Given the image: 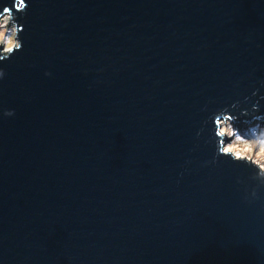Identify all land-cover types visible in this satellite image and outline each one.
<instances>
[{
  "label": "water",
  "instance_id": "water-1",
  "mask_svg": "<svg viewBox=\"0 0 264 264\" xmlns=\"http://www.w3.org/2000/svg\"><path fill=\"white\" fill-rule=\"evenodd\" d=\"M17 18L0 264H264V184L210 140L221 108L264 117V0H27Z\"/></svg>",
  "mask_w": 264,
  "mask_h": 264
},
{
  "label": "clouds",
  "instance_id": "clouds-1",
  "mask_svg": "<svg viewBox=\"0 0 264 264\" xmlns=\"http://www.w3.org/2000/svg\"><path fill=\"white\" fill-rule=\"evenodd\" d=\"M26 12L27 0H11V4L4 3L0 8V62L10 59L22 50L20 33L23 31V25L19 22L17 13L22 16ZM4 75L5 71L0 67V79ZM45 75L51 73L45 72ZM252 94L255 95V91ZM238 103L235 102L229 107L235 108ZM257 107L256 103L251 105L253 111ZM0 113L3 116H12L14 110L0 108ZM210 119V140L215 146L214 157H228L234 162L248 165L254 169L252 178L264 184V124L250 122L246 128L241 129L237 126L238 117L227 108L219 109ZM253 120L257 118L253 117ZM251 195L255 197V189Z\"/></svg>",
  "mask_w": 264,
  "mask_h": 264
},
{
  "label": "rangeland",
  "instance_id": "rangeland-1",
  "mask_svg": "<svg viewBox=\"0 0 264 264\" xmlns=\"http://www.w3.org/2000/svg\"><path fill=\"white\" fill-rule=\"evenodd\" d=\"M256 122H259V121H257V120H254V121H252L251 123H256ZM244 123V124H243ZM247 123V124H246ZM250 122H242L241 124H240V128L241 129H244V128H246L247 126H248V124H249ZM238 127H239V125H238Z\"/></svg>",
  "mask_w": 264,
  "mask_h": 264
},
{
  "label": "bare ground",
  "instance_id": "bare-ground-1",
  "mask_svg": "<svg viewBox=\"0 0 264 264\" xmlns=\"http://www.w3.org/2000/svg\"><path fill=\"white\" fill-rule=\"evenodd\" d=\"M261 119H258L257 121H259V123L261 124H264V117H262V120L260 121Z\"/></svg>",
  "mask_w": 264,
  "mask_h": 264
}]
</instances>
